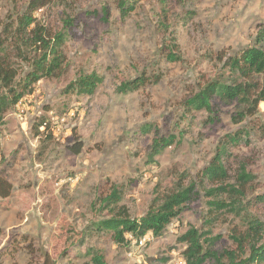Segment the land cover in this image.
<instances>
[{
	"label": "rangeland",
	"instance_id": "374dc122",
	"mask_svg": "<svg viewBox=\"0 0 264 264\" xmlns=\"http://www.w3.org/2000/svg\"><path fill=\"white\" fill-rule=\"evenodd\" d=\"M51 0L37 13L43 25L59 30L66 17L74 20L65 44V72L40 80L0 124V174L10 186L0 196V264H91V252L106 264H183L184 245L177 242L190 226L201 228L205 199L192 204L172 221L160 237L147 234L117 246L87 229L106 217L100 199L121 189L120 205L132 218L146 214L154 190L171 183L174 175L196 179L215 156L220 140L251 119L234 125L233 106H221L218 121L205 113L183 120V102L216 79L224 60L253 46L264 25V0ZM26 0H0V34L26 7ZM190 6H189V5ZM183 5V8H181ZM109 10L103 22L101 9ZM193 11L185 25L181 15ZM175 44L176 46H172ZM169 47L179 61L169 63L162 51ZM19 75L26 63L15 59ZM161 74V82L122 95L123 82L141 74ZM81 74H94L101 83L95 94L83 97L65 88ZM264 104L258 119L263 122ZM47 122L49 132L34 127ZM151 124L156 134H174L179 142L148 162L154 133L142 134ZM50 135V138H47ZM79 147L77 154L73 149ZM239 164L254 181L246 195L250 213L264 224V136L255 132L249 148L232 151L227 165L230 183ZM218 223L219 248L231 247L229 234L235 220Z\"/></svg>",
	"mask_w": 264,
	"mask_h": 264
},
{
	"label": "trees",
	"instance_id": "16d2710c",
	"mask_svg": "<svg viewBox=\"0 0 264 264\" xmlns=\"http://www.w3.org/2000/svg\"><path fill=\"white\" fill-rule=\"evenodd\" d=\"M138 2H128L127 9L132 11ZM26 3L24 11L11 23L4 24L3 34H0V124L20 100L33 94L40 80L53 79L65 72L64 47L72 37L71 29L78 28L70 17L63 19L59 30L38 21L37 13L47 8L51 0H26ZM161 10L163 15L160 24L165 26L168 13L166 0H163ZM101 11L103 22L107 23L109 10L104 7ZM193 14L191 10L181 15L185 25L193 18ZM162 54L169 63L179 61L169 47L164 48ZM15 59L27 65L23 76L14 67ZM219 63L222 64V70L216 79L206 83L183 102L182 118L192 121L196 114L205 113L211 118L210 123H214L218 121L221 106H233L232 123L239 125L245 119H251L250 128H239L225 135L220 140L215 156L196 179L176 173L169 185L156 187L146 214L140 218H132L127 207L120 205L122 191L120 187L111 185V192L100 199L101 211L106 213V217L87 229L90 234L105 236L117 246L127 245L129 238L140 241L147 234L160 237L173 220L189 210L203 195L206 214L202 227L190 226L177 238V242L184 245L181 252L183 264H264V224L250 213L251 206L246 201L254 176L246 171V165L239 164L234 173V183H230L231 169L227 165L233 150L250 147L255 132L264 136V125L257 117L259 105L264 104V25L259 27L253 46L225 60L220 57ZM161 79V74L143 73L123 82L117 93H135L145 86L159 84ZM100 83L101 79L94 74H81L65 90L91 97ZM43 123L40 121L34 127L36 134H39ZM47 131L48 125L43 132ZM140 132L155 135L148 153L149 163H154L157 156L179 142L174 134H156L157 129L151 124L144 125ZM79 151V147L73 149L74 154ZM9 192L10 186L0 174V196L6 197ZM253 202L255 205L264 203V195L254 197ZM229 217L236 222L229 234L231 247L219 248L222 237L213 235V229ZM90 262L106 264L104 256L95 251L91 252Z\"/></svg>",
	"mask_w": 264,
	"mask_h": 264
},
{
	"label": "built area",
	"instance_id": "2783aa9c",
	"mask_svg": "<svg viewBox=\"0 0 264 264\" xmlns=\"http://www.w3.org/2000/svg\"><path fill=\"white\" fill-rule=\"evenodd\" d=\"M46 125H48V123H47V122H44L40 128H41V129H44V127H45Z\"/></svg>",
	"mask_w": 264,
	"mask_h": 264
}]
</instances>
